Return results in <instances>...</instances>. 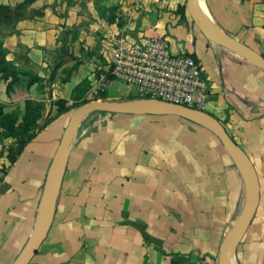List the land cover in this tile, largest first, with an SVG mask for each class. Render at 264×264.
Returning a JSON list of instances; mask_svg holds the SVG:
<instances>
[{
	"label": "crops",
	"instance_id": "1",
	"mask_svg": "<svg viewBox=\"0 0 264 264\" xmlns=\"http://www.w3.org/2000/svg\"><path fill=\"white\" fill-rule=\"evenodd\" d=\"M127 2H137L128 26L101 15L109 8L123 17ZM205 2L225 33L264 56V0ZM184 3L15 0L0 4V42L8 61L42 79L54 73L52 60L69 52L65 59L76 60L77 70L67 82L52 84L53 93L66 100L84 79L92 83L103 73L99 51L110 36L163 37L172 53L193 55L209 82L204 110L223 124L259 176L260 205L236 264H264V70L207 39L181 10ZM6 93L0 75V103ZM29 95L25 100L33 99ZM147 116L108 113L82 122L69 148L51 228L30 264H196L203 257L218 263L246 202L244 177L209 130L181 117ZM69 120V113L52 119L14 163L6 160L0 264H14L35 230Z\"/></svg>",
	"mask_w": 264,
	"mask_h": 264
},
{
	"label": "water",
	"instance_id": "2",
	"mask_svg": "<svg viewBox=\"0 0 264 264\" xmlns=\"http://www.w3.org/2000/svg\"><path fill=\"white\" fill-rule=\"evenodd\" d=\"M187 7L191 18L207 39L239 53L264 70V56L225 33L215 23L211 14L209 16L202 11L199 0H187ZM95 112L139 116H178L209 130L219 138L244 177L247 186L245 205L236 223L225 237L218 258V264H234L237 249L255 218L260 205L261 188L255 166L246 152L231 138L223 124L214 116L181 104L153 98L127 101H93L74 110L49 170L46 186V207L27 245L14 264H30L43 244L55 215L69 148L79 126L87 116Z\"/></svg>",
	"mask_w": 264,
	"mask_h": 264
},
{
	"label": "rangeland",
	"instance_id": "3",
	"mask_svg": "<svg viewBox=\"0 0 264 264\" xmlns=\"http://www.w3.org/2000/svg\"><path fill=\"white\" fill-rule=\"evenodd\" d=\"M14 1L15 0H0V4L3 6H8L14 3ZM134 3L131 2L130 4H128L127 2V10L124 12L123 17H120L119 13L118 15L114 14L113 11H111L109 8H104L100 12L104 19L118 20L120 26H128L131 23V20H133L134 16L136 15L137 2ZM181 10L184 13H188L190 15V12L187 7V0H185V3ZM71 34H73L72 31ZM124 34L125 36H127L126 32H124ZM122 36L124 35L117 34L116 36H110L109 38H107V47H103L102 52L99 51V55H101L103 60L100 61L102 62L101 71L103 73H97L92 83L89 81L88 78L84 79L79 85L76 86L75 91H73V93L69 95V100L58 98L52 90L53 83L57 82L59 84H63L67 82L68 80H70L75 70H77L78 64L76 60L70 59L67 61L65 59L67 56H72L69 52L63 51L62 55L59 58H54L52 60L53 67L55 68L54 73H52L47 79H43L44 81L42 82L37 81L36 83L30 86L28 84L31 81V77L22 75L20 77L21 81L14 85L12 92H10L9 94L6 93V97L1 100L0 105L3 106L4 112L2 120H4V117L8 115L15 116V114H18L19 123H21L25 115L26 101L30 100L35 103H39L41 107L39 108L38 113L35 115L37 119L33 120V117V119L28 123L29 129L31 130L30 134L36 135L41 129H43L48 124L49 121L61 115L59 113L60 111H63L65 109H68V111L64 113H69L71 117L76 108L93 101H127L145 98L142 97L139 93H137V91L133 87L115 78H112L110 75L112 67V57L114 55L116 41ZM129 40L132 41L134 39L129 38ZM60 67H63L62 71L59 73V75H55L57 68ZM16 86L18 87L17 91L15 90ZM32 87L33 90L30 91ZM96 91L98 93H95ZM27 92L28 94H30L29 96H31V98L33 99L25 100ZM13 95L14 97L12 98ZM63 100L66 101V104L61 103V101ZM90 115L86 118H90ZM147 117L161 119L164 116ZM169 117L172 116L169 115ZM174 117H177L178 119V116ZM17 146L18 145L16 143V140L14 138L7 137L6 132L0 127V175L3 174L7 168L6 160H9L8 156L10 152H12L11 155H13Z\"/></svg>",
	"mask_w": 264,
	"mask_h": 264
},
{
	"label": "built area",
	"instance_id": "4",
	"mask_svg": "<svg viewBox=\"0 0 264 264\" xmlns=\"http://www.w3.org/2000/svg\"><path fill=\"white\" fill-rule=\"evenodd\" d=\"M110 75L139 93L204 111L209 82L198 60L190 54L172 53L163 37H141L116 41ZM95 93H98L97 91ZM196 264L213 263L206 257Z\"/></svg>",
	"mask_w": 264,
	"mask_h": 264
},
{
	"label": "trees",
	"instance_id": "5",
	"mask_svg": "<svg viewBox=\"0 0 264 264\" xmlns=\"http://www.w3.org/2000/svg\"><path fill=\"white\" fill-rule=\"evenodd\" d=\"M0 75L2 79L7 83V93L9 94L12 92L13 87L15 84H17L19 81H21V76L26 75L31 77V81L28 85H33L37 81H44L37 75L31 73V72H23L20 71L16 66L13 65L11 61L7 60V50L4 48L3 43L0 42ZM61 103L66 104V101L63 100ZM41 105L39 103H35L33 101H26L25 103V115L23 117V121L19 123V117L18 114L14 115H8L4 117L5 119L2 120V117L4 116L3 112V106L0 105V127L6 132V136L10 138H14L17 143V148L14 151L15 153L11 155L12 152H10L8 159L10 163H14L18 157V155L21 153L25 145L30 142L34 137L35 134H30L31 130L29 129L28 123L33 119L36 120L37 117L35 115L38 113L39 108ZM68 111V109H65L63 111H60V114H63L64 112ZM101 114H108L103 112H95L90 115L92 117L101 115ZM89 117L86 119L88 120Z\"/></svg>",
	"mask_w": 264,
	"mask_h": 264
},
{
	"label": "bare ground",
	"instance_id": "6",
	"mask_svg": "<svg viewBox=\"0 0 264 264\" xmlns=\"http://www.w3.org/2000/svg\"><path fill=\"white\" fill-rule=\"evenodd\" d=\"M199 5L202 9V11L205 13V14H208L210 16V13H209V10L207 8V5L205 4V1L204 0H199ZM234 264H235V260H234Z\"/></svg>",
	"mask_w": 264,
	"mask_h": 264
}]
</instances>
